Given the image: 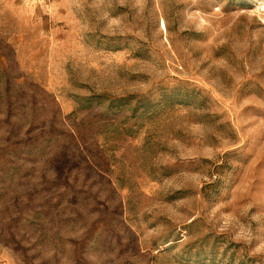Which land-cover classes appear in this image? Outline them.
<instances>
[{
  "label": "rangeland",
  "instance_id": "1",
  "mask_svg": "<svg viewBox=\"0 0 264 264\" xmlns=\"http://www.w3.org/2000/svg\"><path fill=\"white\" fill-rule=\"evenodd\" d=\"M264 0H0V264H264Z\"/></svg>",
  "mask_w": 264,
  "mask_h": 264
},
{
  "label": "bare ground",
  "instance_id": "2",
  "mask_svg": "<svg viewBox=\"0 0 264 264\" xmlns=\"http://www.w3.org/2000/svg\"><path fill=\"white\" fill-rule=\"evenodd\" d=\"M264 6V5H263Z\"/></svg>",
  "mask_w": 264,
  "mask_h": 264
}]
</instances>
